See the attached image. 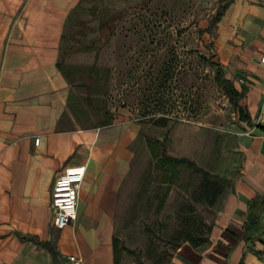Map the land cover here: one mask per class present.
<instances>
[{
	"label": "crops",
	"instance_id": "crops-1",
	"mask_svg": "<svg viewBox=\"0 0 264 264\" xmlns=\"http://www.w3.org/2000/svg\"><path fill=\"white\" fill-rule=\"evenodd\" d=\"M81 1L0 0V264H68L69 255L117 264L115 213L136 131L115 121L83 127L74 114L72 87L57 62L66 20ZM213 47L254 124L264 127V0H229ZM252 128L206 241L183 242L169 264H264V213L248 241L243 229L248 201L264 194V131ZM82 164L77 217L57 230L52 182L65 166Z\"/></svg>",
	"mask_w": 264,
	"mask_h": 264
},
{
	"label": "rangeland",
	"instance_id": "rangeland-1",
	"mask_svg": "<svg viewBox=\"0 0 264 264\" xmlns=\"http://www.w3.org/2000/svg\"><path fill=\"white\" fill-rule=\"evenodd\" d=\"M228 2L84 0L68 15L64 30L73 38L63 39L60 60L80 125L115 121L136 131L115 213L117 264H169L176 243L206 241L240 174L253 126L239 120L238 105L210 64L214 18ZM222 70L246 109L237 81ZM167 157L192 161L229 182L216 183L221 191L210 205L205 179Z\"/></svg>",
	"mask_w": 264,
	"mask_h": 264
},
{
	"label": "trees",
	"instance_id": "trees-1",
	"mask_svg": "<svg viewBox=\"0 0 264 264\" xmlns=\"http://www.w3.org/2000/svg\"><path fill=\"white\" fill-rule=\"evenodd\" d=\"M228 3H226L218 12L217 15L214 18V22H218L219 19L222 17L223 12L225 8L227 7ZM64 38H73V35L71 33L66 32L65 30L63 31L62 34V41ZM63 44L61 42L60 45V58H62V51H63ZM72 48H69L68 50H71ZM66 50V51H68ZM90 50L89 46L83 47V51H88ZM210 64L216 68V80L222 84V86L227 90V94L229 95L230 99L234 100L236 102L237 108H238V118L240 121L246 122L249 126H255L257 129L264 131V127L261 126L260 124H252L251 123V117L247 111V109L243 108L240 104L239 101L241 99V93L234 88L232 85V82L227 79L224 75V72L222 70V64L217 61V60H212L210 59ZM57 65L59 69H61V60L57 62ZM240 105V106H239ZM108 122L107 124H109ZM167 160L172 163H179V164H185L189 168L193 170L195 173H199L203 179H205V182H207V185L204 184V189L203 193L205 195V198L209 201V204H213L216 195H218L221 191L220 186H216L217 182H219L221 185L228 183L224 178L219 177L216 174H211L204 169L200 168L196 164H194L192 161H189L184 158H172V157H167ZM219 185V184H218ZM264 213V194L262 196L255 197L254 199L248 201L247 203V217L245 222L243 223V229H244V240L248 241L251 239L249 236V233L257 231L258 230V222L259 219ZM211 227L207 228V233L209 234ZM183 242H188L193 246H198L200 243H202V240H195L190 237L185 238ZM44 246H47L52 253V256H55V252L52 247H50L47 243H43ZM177 247L180 246V244L176 243ZM113 247H114V254L117 255V240L114 238L113 239ZM248 250H252L251 247H248Z\"/></svg>",
	"mask_w": 264,
	"mask_h": 264
},
{
	"label": "built area",
	"instance_id": "built-area-1",
	"mask_svg": "<svg viewBox=\"0 0 264 264\" xmlns=\"http://www.w3.org/2000/svg\"><path fill=\"white\" fill-rule=\"evenodd\" d=\"M259 62L264 65V51L259 56ZM39 138L34 139L38 144ZM86 165H68L53 180L50 188V207L52 209L51 225L61 230L77 217L79 189L84 180ZM68 264H86L80 256H67Z\"/></svg>",
	"mask_w": 264,
	"mask_h": 264
}]
</instances>
